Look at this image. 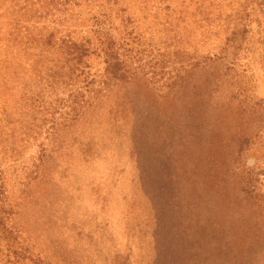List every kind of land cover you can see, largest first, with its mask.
I'll return each instance as SVG.
<instances>
[{
  "label": "trees",
  "instance_id": "obj_1",
  "mask_svg": "<svg viewBox=\"0 0 264 264\" xmlns=\"http://www.w3.org/2000/svg\"><path fill=\"white\" fill-rule=\"evenodd\" d=\"M166 3L162 0L160 8ZM124 4L0 0V264H79L57 237L44 238L43 230L37 234L23 217L18 218L21 212L32 213L24 201L38 186L47 188L49 204L58 202L51 195L54 175L63 171V164L67 167L75 145L90 139L93 120L103 105L115 97L136 104L141 99L133 98V89L149 86L133 50L141 36L135 35ZM181 4L191 10L192 24L203 28L211 49L190 63L187 77L178 74L167 86L172 92L193 83L189 90L193 99L187 92L173 95L185 103L189 114L179 117L176 143L195 149L202 144L208 150L223 144L220 169L235 176L243 201L261 211L259 236L250 244L248 264H264V169L247 161L248 152L264 138V99L251 93L252 69L247 61L256 35L252 25L256 22L263 28L257 17L264 18V0H182ZM164 10L175 11L168 4ZM79 21L88 27L78 35ZM93 59L103 65L99 73L92 72ZM152 112L153 105L136 123L142 127L153 119L156 123L159 117H150ZM136 129L131 134L134 143L144 136L142 128ZM89 145H79L82 155ZM15 192L26 211L13 201ZM34 218L40 217L34 214Z\"/></svg>",
  "mask_w": 264,
  "mask_h": 264
},
{
  "label": "rangeland",
  "instance_id": "obj_2",
  "mask_svg": "<svg viewBox=\"0 0 264 264\" xmlns=\"http://www.w3.org/2000/svg\"><path fill=\"white\" fill-rule=\"evenodd\" d=\"M121 1L135 35L141 36L133 50L149 86L133 89V98L141 99L136 104L115 97L103 105L90 139L81 140V147L90 142L87 151L82 155L80 144L75 145L67 167L62 165L65 170L54 175L51 195L58 202L49 204L47 188L38 186L24 201L30 213L21 208L20 193L13 194V201L26 211L18 220L23 217L37 234L43 230L44 238L57 237L79 264H248L261 211L243 201L235 176L220 169L223 144L195 149L175 139L179 117L189 114L173 95L187 92L193 99V83L172 92L167 86L178 74L187 77L190 63L211 49L203 28L192 24L191 10H185L182 0H166L162 8V0ZM167 4L175 11H165ZM88 16L83 8V17ZM257 18L263 28L252 25L256 35L247 58L252 69L249 87L254 97L264 99V18ZM75 27L79 35L88 25L79 21ZM102 66L98 59L91 61L93 73ZM165 95L171 96L161 99ZM151 105L149 116L159 120L142 127L136 122ZM136 127L144 136L134 143ZM219 135L215 130V137ZM247 158L250 166L264 169V138Z\"/></svg>",
  "mask_w": 264,
  "mask_h": 264
}]
</instances>
